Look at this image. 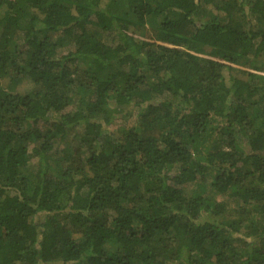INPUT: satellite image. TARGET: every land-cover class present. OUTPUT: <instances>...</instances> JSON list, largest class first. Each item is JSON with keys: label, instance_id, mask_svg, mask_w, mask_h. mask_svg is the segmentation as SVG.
Masks as SVG:
<instances>
[{"label": "trees", "instance_id": "1", "mask_svg": "<svg viewBox=\"0 0 264 264\" xmlns=\"http://www.w3.org/2000/svg\"><path fill=\"white\" fill-rule=\"evenodd\" d=\"M0 264H264V0H0Z\"/></svg>", "mask_w": 264, "mask_h": 264}, {"label": "rangeland", "instance_id": "2", "mask_svg": "<svg viewBox=\"0 0 264 264\" xmlns=\"http://www.w3.org/2000/svg\"><path fill=\"white\" fill-rule=\"evenodd\" d=\"M129 124L131 123V120H128Z\"/></svg>", "mask_w": 264, "mask_h": 264}]
</instances>
